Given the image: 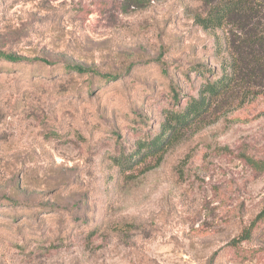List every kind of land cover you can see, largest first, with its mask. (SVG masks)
Instances as JSON below:
<instances>
[{
  "label": "rangeland",
  "instance_id": "374dc122",
  "mask_svg": "<svg viewBox=\"0 0 264 264\" xmlns=\"http://www.w3.org/2000/svg\"><path fill=\"white\" fill-rule=\"evenodd\" d=\"M226 2L0 0V52L29 60L0 58V264H264V76L234 72ZM222 74L207 114L120 169Z\"/></svg>",
  "mask_w": 264,
  "mask_h": 264
},
{
  "label": "trees",
  "instance_id": "16d2710c",
  "mask_svg": "<svg viewBox=\"0 0 264 264\" xmlns=\"http://www.w3.org/2000/svg\"><path fill=\"white\" fill-rule=\"evenodd\" d=\"M224 23L235 27L238 33V46L235 47L237 49L235 52L237 61L233 66L234 72L240 73L241 70L246 72L248 69L249 73L244 75L246 79L250 78L254 82L257 81L264 76V0H228V2L214 9V26H221ZM240 46H242L241 50L239 49ZM0 58L11 63L29 61L24 57L3 52H0ZM64 69L67 72H75L80 75L93 73L100 77L102 82L119 79L117 75L100 74L97 70L86 69L78 65H66ZM205 71L207 72V70ZM202 73L205 75L204 71ZM234 79L232 74H222L220 77L207 79L205 84L201 86L199 96L191 98L183 110L166 112V119L161 126V132L155 138L139 142L137 150L130 156L121 154L115 159V163L122 171H125L132 168L136 161L138 163L140 157L145 158L148 155L161 153L183 128L196 123L212 109L218 99L232 88L235 83ZM177 96L174 91L176 100ZM259 217H264V211Z\"/></svg>",
  "mask_w": 264,
  "mask_h": 264
}]
</instances>
